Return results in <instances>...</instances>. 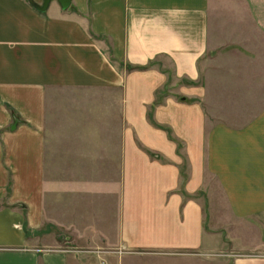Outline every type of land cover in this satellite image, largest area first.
I'll use <instances>...</instances> for the list:
<instances>
[{
    "label": "crops",
    "instance_id": "obj_1",
    "mask_svg": "<svg viewBox=\"0 0 264 264\" xmlns=\"http://www.w3.org/2000/svg\"><path fill=\"white\" fill-rule=\"evenodd\" d=\"M216 59L263 89L264 0H0V264H264V110L215 116Z\"/></svg>",
    "mask_w": 264,
    "mask_h": 264
},
{
    "label": "rangeland",
    "instance_id": "obj_2",
    "mask_svg": "<svg viewBox=\"0 0 264 264\" xmlns=\"http://www.w3.org/2000/svg\"><path fill=\"white\" fill-rule=\"evenodd\" d=\"M238 64V60H236ZM222 61L216 59V69L213 75V89L209 91L211 96L210 109L215 112L220 120L223 114L229 116L230 113L236 112V115L231 116L237 122H232V125L238 126V111H246V118L254 117V113L258 110H264V86L261 91L246 90L240 92L238 90L239 76L226 75L223 73ZM234 84L236 90L223 89L224 86ZM241 103V105H240ZM230 117V116H229ZM218 121V120H217ZM230 123V122H229ZM243 123V122H242ZM241 123V124H242ZM57 234H61L57 232ZM62 240L65 237L61 235ZM244 254L234 250L233 245L230 249L217 251L215 253L206 252H184L177 254L170 253H133L125 260L124 264H236V261L243 257Z\"/></svg>",
    "mask_w": 264,
    "mask_h": 264
},
{
    "label": "water",
    "instance_id": "obj_3",
    "mask_svg": "<svg viewBox=\"0 0 264 264\" xmlns=\"http://www.w3.org/2000/svg\"><path fill=\"white\" fill-rule=\"evenodd\" d=\"M53 0H44L43 4H37L35 3L33 0H30L31 5L37 9L40 12H45L49 6V4L52 2ZM60 5L62 6L63 9H67L69 8L70 4H71V0H57Z\"/></svg>",
    "mask_w": 264,
    "mask_h": 264
}]
</instances>
